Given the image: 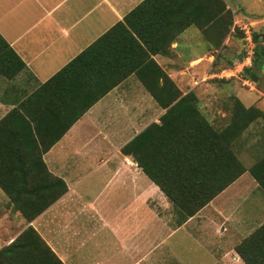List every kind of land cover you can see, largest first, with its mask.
I'll return each mask as SVG.
<instances>
[{
	"label": "crops",
	"instance_id": "obj_1",
	"mask_svg": "<svg viewBox=\"0 0 264 264\" xmlns=\"http://www.w3.org/2000/svg\"><path fill=\"white\" fill-rule=\"evenodd\" d=\"M142 1L0 0V35L23 62L13 76L0 73V249L32 226L63 264H246L236 246L264 223V190L248 167L184 216L159 186L205 184L206 171L216 163L220 169L221 160H206V135L187 117L163 122L166 108L135 72L84 109L115 71L126 70L127 59L102 65L94 80L79 70L56 76ZM192 26L167 54L152 57L182 95L195 94L211 121L217 118L206 117L212 49ZM235 96L256 106L249 94ZM56 178L65 190L34 218L13 208L14 201L48 196L38 195V187L57 193Z\"/></svg>",
	"mask_w": 264,
	"mask_h": 264
},
{
	"label": "trees",
	"instance_id": "obj_2",
	"mask_svg": "<svg viewBox=\"0 0 264 264\" xmlns=\"http://www.w3.org/2000/svg\"><path fill=\"white\" fill-rule=\"evenodd\" d=\"M227 8L222 0H143L124 17V21L104 33L56 74L60 76L65 72L79 70L94 80L102 65L111 66L122 61L124 64L127 59L129 63L126 70L120 74L115 71L113 79L89 98L83 106L84 109L129 73L135 72L158 104L166 108L162 115L163 122L172 115L187 117L191 119L195 131L206 135V160L215 163L221 160L220 169H217L216 163L213 172L206 171L208 179L205 184L159 186L184 216L195 213L246 170L238 160L233 144L253 120L258 117L264 119V111L251 106L245 107L235 96L229 122L224 127L217 128L202 115L195 94L188 92L182 95L152 55L167 54L172 41L192 24L206 35L210 43L218 46L219 40L211 36L210 31L219 15ZM254 55L256 56L252 58V63L243 68L242 74L245 76L253 77L256 74L253 65L260 60L263 52L255 50ZM22 67L23 62L0 35V73L8 77L13 76ZM247 171L264 190V154L250 165ZM147 173L154 181L160 183L151 172L147 170ZM36 174L38 175V172ZM54 180H57L55 184L59 186L57 193L50 194L38 187V195L48 196L41 200L37 198L33 202L14 201L13 208L19 210L27 220L34 218L65 190L66 186L62 180ZM218 181L219 184L211 183ZM236 251L246 264H264V223L246 236L236 246ZM0 264L63 262L36 230L28 226L21 236L0 249Z\"/></svg>",
	"mask_w": 264,
	"mask_h": 264
},
{
	"label": "rangeland",
	"instance_id": "obj_3",
	"mask_svg": "<svg viewBox=\"0 0 264 264\" xmlns=\"http://www.w3.org/2000/svg\"><path fill=\"white\" fill-rule=\"evenodd\" d=\"M222 1L228 8L219 15L210 31V35L219 40V45L215 46L206 39V46L210 45L212 49L206 57V64L209 65L208 73L206 71V117L216 116L215 120L208 121L217 128L229 122L235 93L249 94L257 108L264 111V0ZM192 28L196 30L195 26ZM197 41V48L201 49L203 42ZM255 50L263 52L260 60L253 65L256 74L245 76L242 74L244 66L239 64L249 56L250 63L248 61L247 65H250L256 56ZM224 112L226 116L222 118ZM258 119L242 132L244 139L233 144L245 168L264 154V119Z\"/></svg>",
	"mask_w": 264,
	"mask_h": 264
},
{
	"label": "built area",
	"instance_id": "obj_4",
	"mask_svg": "<svg viewBox=\"0 0 264 264\" xmlns=\"http://www.w3.org/2000/svg\"><path fill=\"white\" fill-rule=\"evenodd\" d=\"M245 61H247V63H248V61H249V63H250V58H249V56H247V57L245 58V60L242 61L239 65H241L242 67L245 66V65H246V64H245Z\"/></svg>",
	"mask_w": 264,
	"mask_h": 264
}]
</instances>
